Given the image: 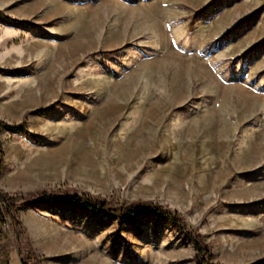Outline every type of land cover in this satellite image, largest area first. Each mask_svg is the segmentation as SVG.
Returning a JSON list of instances; mask_svg holds the SVG:
<instances>
[{"label": "rangeland", "instance_id": "1", "mask_svg": "<svg viewBox=\"0 0 264 264\" xmlns=\"http://www.w3.org/2000/svg\"><path fill=\"white\" fill-rule=\"evenodd\" d=\"M0 13L15 20L0 18V191L159 203L213 264H264V0H0ZM18 211L0 221V264H196L156 215Z\"/></svg>", "mask_w": 264, "mask_h": 264}, {"label": "trees", "instance_id": "2", "mask_svg": "<svg viewBox=\"0 0 264 264\" xmlns=\"http://www.w3.org/2000/svg\"><path fill=\"white\" fill-rule=\"evenodd\" d=\"M0 13V18L6 22L15 21L7 15ZM8 128H14L8 125ZM2 161L0 158V165ZM22 200V207L17 208L16 203ZM33 203H52L57 205H68L73 208L87 210L91 213L101 215L107 218H116L120 220H132L140 216H158L163 220H167L180 233L190 239L195 247L196 264H213L212 249L207 243L205 236L189 227L183 217L176 212L169 210L164 205L154 202H132L125 203L119 207H113L108 201L88 195L79 193H67L57 191H41L35 196L23 197L12 196L9 193L0 191V221H6L7 215H10L14 220L19 221L18 209H24L27 204ZM27 258L22 264H41L39 259L33 252L26 254Z\"/></svg>", "mask_w": 264, "mask_h": 264}]
</instances>
